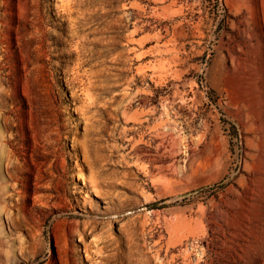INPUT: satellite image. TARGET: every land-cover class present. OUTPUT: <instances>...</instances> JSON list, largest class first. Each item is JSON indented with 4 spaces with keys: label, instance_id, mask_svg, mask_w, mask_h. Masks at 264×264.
<instances>
[{
    "label": "rangeland",
    "instance_id": "374dc122",
    "mask_svg": "<svg viewBox=\"0 0 264 264\" xmlns=\"http://www.w3.org/2000/svg\"><path fill=\"white\" fill-rule=\"evenodd\" d=\"M0 264H264V0H0Z\"/></svg>",
    "mask_w": 264,
    "mask_h": 264
},
{
    "label": "bare ground",
    "instance_id": "6f19581e",
    "mask_svg": "<svg viewBox=\"0 0 264 264\" xmlns=\"http://www.w3.org/2000/svg\"><path fill=\"white\" fill-rule=\"evenodd\" d=\"M152 111H154V110H152ZM142 112H144V111L142 110Z\"/></svg>",
    "mask_w": 264,
    "mask_h": 264
}]
</instances>
